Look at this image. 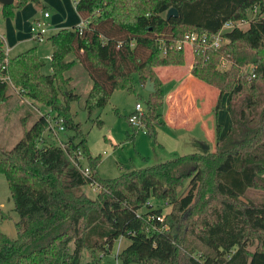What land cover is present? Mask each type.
<instances>
[{
	"label": "trees",
	"instance_id": "trees-1",
	"mask_svg": "<svg viewBox=\"0 0 264 264\" xmlns=\"http://www.w3.org/2000/svg\"><path fill=\"white\" fill-rule=\"evenodd\" d=\"M37 1L15 0L3 5V14ZM75 7L83 25L49 37L50 73L37 46L11 57L0 38V109L18 90L48 107L68 134L64 146L48 143L47 116L28 126L31 113L22 105V138L12 149L0 145V172L20 216L16 238L0 230V264H81L85 250L110 253L121 237L130 239L118 254L124 264H264V202L246 198L249 190L264 189V0H75ZM172 7L178 14L167 18ZM248 11L256 13L248 27L224 31L219 47L200 38L191 45V74L219 91L215 110L229 93L231 126L220 138L217 125L214 150L102 178L100 158L91 154L71 108L81 95L68 89L66 72L75 61L67 57L77 55L90 74V113L105 107L115 90L135 91L136 77L154 82L142 119L157 142V126L164 124L155 121L164 104L157 68L184 64V45L176 42L186 34L215 35ZM221 60L226 69H218ZM246 64L255 67L240 75ZM79 150L89 175L71 159ZM92 183L101 188L95 198L81 190Z\"/></svg>",
	"mask_w": 264,
	"mask_h": 264
},
{
	"label": "rangeland",
	"instance_id": "rangeland-1",
	"mask_svg": "<svg viewBox=\"0 0 264 264\" xmlns=\"http://www.w3.org/2000/svg\"><path fill=\"white\" fill-rule=\"evenodd\" d=\"M46 2L52 5L44 3L41 7H38V2H32L31 5L27 6V4L23 10L18 11L20 12L18 31L16 35H13L15 40H17L19 34L20 42H18L16 47L10 48L8 54L11 57L16 56L29 48L37 46L39 55L45 61L43 71L50 73L52 45L49 37L59 28L80 25L81 17L76 11L75 0H46ZM35 10L36 12H34ZM46 11L50 13V17L46 20L48 23V31L44 40L38 41L33 38L31 27L36 20L44 18ZM16 13L15 11L13 16L5 17L3 14V5L0 2V30H4L8 21L16 17ZM247 14L248 17L241 19V22L238 23L239 27L243 30L248 27L249 20L256 15L252 11H248ZM33 16H36V19H33ZM54 19H56L57 23H55L56 21L53 22ZM183 47L185 54L183 65L189 67L193 63V49L189 43L184 44ZM77 59V55L75 54H70L67 57V60L75 61L71 69L66 72V76L70 79L68 89L81 95L78 100L71 103V108L73 114L76 116V120L81 123L82 129L88 135V146L91 154L100 158L98 174L102 178H116L124 172L164 162L177 155L213 151L216 142V124L223 125L220 136L226 134L231 125V119L225 106L226 99H229V93L225 92L221 99V108L218 109V121L215 118L214 111L211 110L205 114L203 112V117L205 118L204 127L198 121L194 122L191 128L188 125L160 124L157 126L156 142L155 138L147 133L146 127H143L144 122L142 118L149 112L147 102L150 94L146 89V85L142 84L136 77L134 83L135 91H129L127 89L115 90L109 103L105 107L95 108L90 113L86 106V98L93 83L86 66ZM228 65L226 60H221L218 69H226ZM253 67H255V64L242 66L239 72L240 75L251 72ZM174 69H176V66L157 68L159 75L164 81L163 88L165 91L170 90L177 80L176 77H171L168 74L169 71ZM196 80L198 81V85H203L210 89L211 96L215 94L214 99L211 100V106L214 108L218 90L205 82ZM17 91L14 90L13 98L0 109V145L6 149H12L23 136L24 126L21 118H26L27 116H25L26 108L22 105H27L29 107L27 111L31 113L28 126H31L37 120L41 112L47 113L51 111L48 107L33 101L28 96L19 95ZM137 103H141L143 107V115H140L143 124L142 127L133 126L129 121V117L135 112ZM166 108L167 106H164L161 112L165 113ZM162 115L155 121H162ZM97 118L102 119L103 123L101 125L94 122ZM57 133L58 137L48 127L43 132L48 143L60 144L62 140L67 138L68 134L65 131H58ZM82 163L85 167L89 165L85 157ZM184 185H187V180L184 182ZM81 190L92 198H95L99 192L91 184L84 185ZM181 190V188L178 189L179 192ZM246 198L255 203L264 202V189H251L246 193ZM152 202L156 206H164L166 212L171 209V206L164 202H158L156 200H152ZM19 218L20 216L15 210L6 176L0 172V230L9 237L16 238V222ZM129 244V238L121 237L115 240L110 253H94L85 250L82 255L81 264H124L118 258V254ZM130 264L140 263L133 262Z\"/></svg>",
	"mask_w": 264,
	"mask_h": 264
},
{
	"label": "crops",
	"instance_id": "crops-1",
	"mask_svg": "<svg viewBox=\"0 0 264 264\" xmlns=\"http://www.w3.org/2000/svg\"><path fill=\"white\" fill-rule=\"evenodd\" d=\"M37 2H38L37 3L38 7H41L44 3L52 5L51 3L46 2V0H43V1L38 0ZM31 4L32 2H30L27 6ZM35 6L37 5L35 4ZM23 9L24 7L19 10H23ZM19 10H16L17 12L16 17L11 19V21L10 20L8 21L4 30L3 29L0 30V38L4 41L5 46L7 47L9 46L8 48L6 47L7 51L10 50V48L16 47L18 42H20L19 34L17 36V40H15L14 38V35H16L18 31L17 30L18 20L20 16V12H18ZM34 12H36V10ZM32 18L36 19V16H33ZM55 21L56 19L53 20V22ZM55 23H57V21ZM81 23H82V20H81ZM190 67L191 66L188 67L184 65H176V69L169 71L168 74H170L171 77H176L177 80L175 84L172 86V88L168 91L164 90L163 88L164 81L158 73V76L160 77L162 81V89L165 91L163 107L167 106L166 112L162 113L163 114L162 121H164V124H161V125H168V124H177L178 126L188 125L189 128H191L193 127L194 122L198 121L199 123H201V126L204 127L205 118L203 117V112L205 114L211 110L214 111L215 118L218 121V111L219 110H215V107H216V104H217V101L220 95L219 91H217L216 98H215L216 104L213 108L211 106V100L214 99L215 94L211 96L212 93L209 88L204 87L203 85H201L203 86L201 88V86L197 84L198 82L196 80L197 78L191 74ZM222 97L223 95L221 96V99ZM228 100L229 99L227 98L225 101L226 107L228 104ZM221 105H222V100L220 101V108H221ZM217 125H219V134H221L222 127H223V125L221 124H218V123L216 124L215 126L216 127V138H215L216 140L218 138ZM223 136L221 135L220 138Z\"/></svg>",
	"mask_w": 264,
	"mask_h": 264
},
{
	"label": "built area",
	"instance_id": "built-area-1",
	"mask_svg": "<svg viewBox=\"0 0 264 264\" xmlns=\"http://www.w3.org/2000/svg\"><path fill=\"white\" fill-rule=\"evenodd\" d=\"M49 17H50V13L48 11H46L44 14V18L36 20L35 23L33 24V26L31 27V33H32V36L35 40H38V41L44 40L45 35L48 31V23L46 22V20ZM240 22H241L240 20L228 21V22L224 23V25L222 26V28L220 29V31L217 34L211 35V36H207L206 33H202L201 35H199L198 33H195V32L188 33L184 36L183 40L176 42V44H177L178 48H180L181 46H183L186 43H189L190 45H192L198 38H200L203 41L209 39V45L213 48H217L226 41L225 38L223 37L222 33L228 29H231L232 27H235V26L239 27L238 23H240ZM80 25H83V22ZM161 46L164 49L163 45H161ZM164 51H166V50L164 49ZM41 114L47 116L48 121H49L48 129H50L52 131V133H54V135H56V137H58V133H57L58 131H64L65 130V127L63 125H61L57 120H54L52 118L50 112H47V113L41 112ZM140 115H143V107H142L141 103H137L135 112L132 113V115L129 117V121L133 126H137V127L143 126V124L141 122V116ZM60 144L62 146H64V141L62 140L60 142ZM84 157L85 156L79 150L78 155L77 156H74V155L71 156V159L78 168H80L82 171H84V173L86 175H89V168L85 167L82 163ZM91 185L95 186L98 191L101 189L100 185L98 183H92Z\"/></svg>",
	"mask_w": 264,
	"mask_h": 264
},
{
	"label": "water",
	"instance_id": "water-1",
	"mask_svg": "<svg viewBox=\"0 0 264 264\" xmlns=\"http://www.w3.org/2000/svg\"><path fill=\"white\" fill-rule=\"evenodd\" d=\"M0 2L3 4V5H10L12 3L15 2V0H0ZM177 10L176 8L172 7L169 9L168 13H167V18H171L172 16H177ZM146 89L149 91V92H153L155 90V83L152 82L150 79L147 81V84H146Z\"/></svg>",
	"mask_w": 264,
	"mask_h": 264
}]
</instances>
